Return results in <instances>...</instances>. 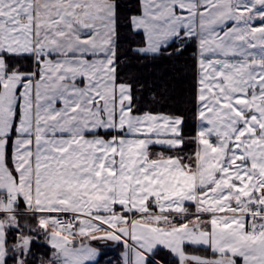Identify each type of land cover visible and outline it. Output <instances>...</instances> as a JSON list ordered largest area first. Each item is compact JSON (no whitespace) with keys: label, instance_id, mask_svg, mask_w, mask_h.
<instances>
[{"label":"crops","instance_id":"1","mask_svg":"<svg viewBox=\"0 0 264 264\" xmlns=\"http://www.w3.org/2000/svg\"><path fill=\"white\" fill-rule=\"evenodd\" d=\"M229 1L141 0L132 26L146 42L136 50L156 55L196 37L199 51L206 7L218 8L217 22ZM116 8L115 0H0L12 47L0 55V194L16 198L0 200V264L20 213L40 216L48 264H161L160 250L183 264H264V233L251 232L242 215L252 194L201 184L192 173L197 149L183 150L182 117L133 113L132 86L117 80ZM5 53L33 55L36 69L8 73ZM60 214L76 222L59 225ZM32 237L15 250H28Z\"/></svg>","mask_w":264,"mask_h":264},{"label":"rangeland","instance_id":"2","mask_svg":"<svg viewBox=\"0 0 264 264\" xmlns=\"http://www.w3.org/2000/svg\"><path fill=\"white\" fill-rule=\"evenodd\" d=\"M242 5L250 10H239ZM217 10L206 7L200 22L201 101L192 173L200 176L201 184H212L213 193L226 194L236 187L249 195L264 187V34L257 35L264 30V4L231 0L216 22ZM8 28L0 20V55L3 50L12 52L5 40ZM196 259L206 260L201 255Z\"/></svg>","mask_w":264,"mask_h":264},{"label":"trees","instance_id":"3","mask_svg":"<svg viewBox=\"0 0 264 264\" xmlns=\"http://www.w3.org/2000/svg\"><path fill=\"white\" fill-rule=\"evenodd\" d=\"M116 1V60L117 80L132 86V111L135 114L164 113L183 118V150L194 154L197 149L199 97L198 39L180 37L159 54L147 55L138 52L145 45L143 33L136 32L132 18L142 12L141 0ZM7 72H33L35 58L31 54L5 53ZM109 138L116 132H101ZM18 207H24L18 204ZM19 226L7 230L6 264H48L52 256L51 247L44 242V231L39 215L20 213ZM33 236L28 250L20 252L15 246L23 235ZM189 247L187 250H192ZM195 254L215 257L202 247L194 248ZM118 258L119 251H112ZM192 252V251H191ZM161 264H183L164 250L155 253ZM104 264V263H99ZM148 264H158L149 260Z\"/></svg>","mask_w":264,"mask_h":264},{"label":"built area","instance_id":"4","mask_svg":"<svg viewBox=\"0 0 264 264\" xmlns=\"http://www.w3.org/2000/svg\"><path fill=\"white\" fill-rule=\"evenodd\" d=\"M15 199L13 194L1 195L2 201H13ZM243 215L250 219V230L257 234L264 232V224L261 220L264 219V200H258L255 197L245 201L243 208ZM75 221L74 215H61L58 217L57 222L63 226H69Z\"/></svg>","mask_w":264,"mask_h":264},{"label":"water","instance_id":"5","mask_svg":"<svg viewBox=\"0 0 264 264\" xmlns=\"http://www.w3.org/2000/svg\"><path fill=\"white\" fill-rule=\"evenodd\" d=\"M193 264H234V263L230 261H221V262H211V263L194 262Z\"/></svg>","mask_w":264,"mask_h":264}]
</instances>
